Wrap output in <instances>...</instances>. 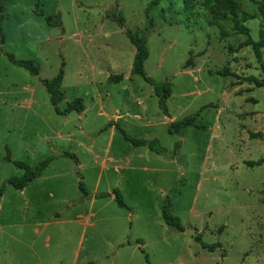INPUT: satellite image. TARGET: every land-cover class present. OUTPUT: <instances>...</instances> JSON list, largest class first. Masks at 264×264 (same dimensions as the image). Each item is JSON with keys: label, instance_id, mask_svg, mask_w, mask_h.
Masks as SVG:
<instances>
[{"label": "rangeland", "instance_id": "374dc122", "mask_svg": "<svg viewBox=\"0 0 264 264\" xmlns=\"http://www.w3.org/2000/svg\"><path fill=\"white\" fill-rule=\"evenodd\" d=\"M152 1H0V189L23 174L6 157L32 169L54 157L42 176L61 174L35 180L25 192L5 184L0 264L9 261L6 253L14 254V264H72L80 233L79 264H264V163L248 166L264 159V88L245 82L261 78L257 60L251 47L237 50L246 37L234 32L230 18L215 21L206 0ZM260 2H236L255 42L260 33L264 39ZM117 12L124 27L111 19ZM126 30L145 37L146 76L154 85L169 83L168 117L154 85L132 74L135 48ZM8 55L32 61L38 74L13 65ZM60 70L58 109L81 99L82 113L58 115L50 104L41 81ZM185 118L207 129L168 133L170 123ZM115 125L134 139L156 140L166 153L134 147ZM62 152L77 161L59 157ZM79 183L88 194L110 195L84 198ZM33 189L43 191L41 198ZM60 199L74 203L58 205ZM78 207L99 212L97 219L87 216L83 229L51 223L54 214ZM164 207L183 232L164 223ZM43 219L51 223L44 232ZM34 228L45 235L32 238Z\"/></svg>", "mask_w": 264, "mask_h": 264}, {"label": "trees", "instance_id": "16d2710c", "mask_svg": "<svg viewBox=\"0 0 264 264\" xmlns=\"http://www.w3.org/2000/svg\"><path fill=\"white\" fill-rule=\"evenodd\" d=\"M1 1V0H0ZM160 0H153L151 2V6H155L158 4ZM237 0H206L205 8L210 10L212 13V16L214 17L215 21H223L226 22L229 18L231 23L233 24V30L236 34L242 35L246 37V40L238 46L237 50L243 49L245 47H251L254 56L257 60V63L259 65V70L261 72V78L257 79L253 76H249L245 79V82L250 83L254 86V88H264V63L261 59V52L260 50L264 48V39L262 37V34L260 33V39L259 41L255 42L251 39L248 29L243 26L236 13L237 8ZM263 3L264 0H261L259 11L263 13ZM0 13H4V6L0 4ZM111 19L115 20L117 24L120 27H124V20L121 17V14L117 12V16L114 17V14L111 15ZM52 20L51 17H46V21L50 24V21ZM125 34L127 38L129 39L130 43L135 48V55L133 59L132 64V74L140 76L145 82L154 85L152 80L148 78L145 74L143 65L144 62L148 58V49L146 45L145 37L138 34V32H132L130 30H126ZM8 60L15 66L20 67L27 72H29L31 75H37L38 74V67L29 60H16L12 55H8ZM63 67V66H62ZM224 77H227L228 74H221ZM63 80V71L60 70L57 76L52 80H43L41 81L42 85L44 86L46 92L49 95V101L52 107L54 108L55 112L58 115H67L71 112L76 113H82L84 111V105L82 103L81 99H75L71 103H69L66 108L63 111H60L58 109V104L63 100L64 95L61 92V84ZM110 81H121L122 78L120 76H110ZM239 85V84H235ZM154 91L155 95L158 99V106L164 113L166 117H168L167 109H166V101L170 97V86L169 83H163L161 85H154ZM251 101V100H250ZM253 101V100H252ZM255 103V102H253ZM264 114V111H263ZM193 127L197 130H206L207 128L203 125L197 124L195 122L194 118H185L184 120L180 122H172L170 123L168 127V133L173 135H182L187 128ZM116 130L120 133V135L131 145L134 147H146L150 151L159 154L164 155L166 151L160 147L159 143L156 140L146 141V140H138L134 139L131 136H129L123 129H121L119 126L115 125ZM259 137V134H251V138H257ZM59 157L61 158H69L73 161H77V158L75 155L70 154L68 152H62L60 153ZM54 157H48L45 160L41 161L39 164H37L33 169L30 168L27 164L23 162H14L9 159V157L5 158V161L12 163L16 168L20 169L23 174L20 177H12L9 180L5 182L6 185H9L14 190L22 191L25 186L38 178H40L45 171V169L49 166V164L54 160ZM261 163H264V159L259 160L257 162H248V166H259ZM4 184V186H5ZM4 186L0 189V197L3 195ZM79 191L84 195L87 196V192L85 190V187L82 185V183L78 184ZM114 199L117 203V205L121 208H124L125 205L123 203L122 197L119 193V191L114 190L112 192ZM108 194H102L99 197H106ZM162 219L164 223L175 229L178 232H183V226L181 225V222L178 217L173 216L170 214L167 210V207H164L162 209ZM204 248H207L206 246H203ZM209 251H213L215 249V246H209L207 248Z\"/></svg>", "mask_w": 264, "mask_h": 264}, {"label": "crops", "instance_id": "0c3cea01", "mask_svg": "<svg viewBox=\"0 0 264 264\" xmlns=\"http://www.w3.org/2000/svg\"><path fill=\"white\" fill-rule=\"evenodd\" d=\"M157 101H158V99H157ZM60 176H61L60 173L59 174H56V175H50V176H41L39 179H37V181H41L43 183L44 182H49V181H51V180H53L55 178L56 179L57 178H60ZM34 182H36V181H34ZM31 185H32V182L29 183V184H27L22 191L25 192L27 189H30ZM60 190L61 189H59L58 187L56 188L57 194L59 196H61V193H62ZM31 192H33V195L34 196L39 197V198H41L42 193H43V191H41V189H37V190L33 189V190H31ZM46 194L48 195V198H53L51 196V192H46ZM104 194H108V196L110 195L109 193H104ZM89 195H92L96 199H103V198L108 197V196H106V197H99L102 194H98V193H92V194H88L87 193V196H89ZM111 195L113 196V194H111ZM87 196H84V198L87 197ZM70 201L71 200H68V199H64L63 201L60 199V200H57L56 203L58 205H60V204H63V205L69 204L70 205V203H72V204L74 203V201H72V202H70ZM76 201L79 202V200H76ZM81 201L83 203H80V204H83L84 205L86 203V201L84 199L81 200ZM92 203H93V200H92ZM67 207H69V206H67ZM38 209L39 208L37 207L36 208V212L40 214V212H39ZM89 210H90V212L88 213V215L85 213L86 210L84 208H81V207L74 208V209L72 208L71 210H69V211H67L65 213L63 212L62 214H59V213L58 214H54V218L53 219L51 218L52 219V222L51 223L52 224L54 223V224H57V225L74 224V225H76V226H74L76 229H80V228L83 229V226L85 224L88 225V223L90 221V220H86L87 219V216L89 218H96L97 219L98 214H99V212L93 211V209H89ZM44 220L45 219H43V221L38 224V225H44L43 232L45 231V229L47 228V226H49V224H51V223H48V222H46ZM24 221H26V220H21V222H24ZM31 233H32L31 234V237L32 238L42 237L43 235H45V234H40V232L36 228L32 229ZM4 236L5 235H1L0 234V237H4ZM19 236H21V235H19ZM62 237H65V236H62ZM49 240H50L49 236H46L45 237V242H46L45 246H47V247H48ZM82 242H83V234L80 233L79 237L77 238V240L75 242L76 247L74 248V250L72 252V264H79L78 248H79V246H81ZM3 258H5V259L8 258L9 259V261L6 262L5 264H14L13 261H12V260H14V254L12 256L11 254H7L6 253V254L3 255Z\"/></svg>", "mask_w": 264, "mask_h": 264}]
</instances>
